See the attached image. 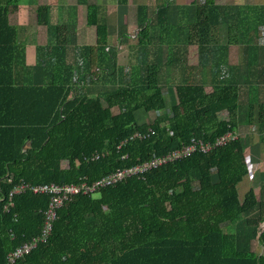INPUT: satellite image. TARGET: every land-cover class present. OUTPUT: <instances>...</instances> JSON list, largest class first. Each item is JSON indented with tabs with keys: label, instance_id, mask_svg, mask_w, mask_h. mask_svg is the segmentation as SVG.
Listing matches in <instances>:
<instances>
[{
	"label": "trees",
	"instance_id": "trees-1",
	"mask_svg": "<svg viewBox=\"0 0 264 264\" xmlns=\"http://www.w3.org/2000/svg\"><path fill=\"white\" fill-rule=\"evenodd\" d=\"M18 1L0 0V264L41 233L49 206V196L29 189L10 201L21 184L93 183L192 139L214 142L228 133L237 138L210 152L74 196L58 211L48 241L15 264H264V181L242 196L239 191L250 171L249 143L238 131L249 126L264 144V64L252 26L241 31L243 61L234 65L232 44L220 40L235 28L240 32L242 23H229L228 9L215 0H197L194 21L175 25L169 22L170 0L134 7L117 0L134 13L136 28L149 34L136 65L127 67L118 63L102 5L78 0L86 7V26L95 31L94 46H69V27L41 6L37 24L54 42L39 49L45 82L36 85L20 33L9 21ZM190 8L179 9L189 14ZM164 34L197 47L201 81L196 67L179 63L176 54L162 61L154 40ZM162 65L175 77L173 104L161 84ZM140 111L149 117L143 124Z\"/></svg>",
	"mask_w": 264,
	"mask_h": 264
},
{
	"label": "crops",
	"instance_id": "crops-1",
	"mask_svg": "<svg viewBox=\"0 0 264 264\" xmlns=\"http://www.w3.org/2000/svg\"><path fill=\"white\" fill-rule=\"evenodd\" d=\"M89 2H97L98 5H102L105 9V4L104 2H101L102 0H88ZM154 2H156V0H151ZM200 2L202 1V3H204V0H199ZM66 3V4H70L76 7V11L78 14V18H80V24L81 25L84 21H85V15H86V7L79 5L78 0H36L34 3H25V10H23V8L21 9L22 5L19 7L18 4V14H20V17L22 16V14H25L26 12L32 13L34 18H35V24L37 26H33L31 25L30 21L26 22V20L24 19V22L27 24V30L25 33L28 34V36H21L18 37V43H21L23 51L21 53L24 54V57L26 59V63L29 67L32 68V72H33V80L34 83L36 85H43V83L45 82V77H44V68L40 65L37 64V60L39 58V56L41 55V52L39 49L41 48H47L48 45L50 43L54 42V39L52 37L48 36V32H47V27L45 26H39L37 24V9L41 6H48L51 8V10L53 9V6H55V4L57 3ZM171 4H174L175 7H171L170 5V10H169V22L172 25L175 24H181V23H186L187 22H193L194 21V10H195V6L193 7V4L197 3V0H170ZM19 3V1H18ZM147 3H151L150 1ZM30 4V6H34L33 8H28L27 5ZM131 5L129 6H135L136 4H133V2L130 3ZM215 4L219 5V6H224L226 7V9H228V13L229 14V18H227V20L229 19V23H239V21L241 23H249V25L252 26V29L254 28V23L250 22V21H254V19H257L259 21L260 24H263V22H261L262 20H260V18L262 17L261 15L264 13V0H215ZM152 5V4H151ZM108 6V11L109 13H116L118 12L117 9L119 10L121 6L118 5L117 0H111V3L109 2ZM128 6V7H129ZM189 6L190 11L189 14H186V12L180 10L179 8H183ZM12 9V7H10ZM241 9V10H240ZM253 13L252 16L251 12ZM125 11L127 12V20L124 21L121 20V22H119L121 26H118V30L122 33V29H124L125 27H128L127 30L130 31V29L132 28L133 32L136 30H138V28H136V23L134 20L131 21V17L134 13H130L129 8H126ZM24 12V13H23ZM54 10H52V13L54 14ZM58 12V11H56ZM59 13V12H58ZM14 13H11V15H13ZM238 14H241V16L239 17ZM261 14V15H260ZM173 16V17H172ZM60 17V15H59ZM59 17H56V15H53V19H55L56 21H58ZM173 18V20H172ZM14 19H12L13 21ZM9 21L11 23V20L9 18ZM118 23V22H117ZM12 24V23H11ZM13 25V24H12ZM86 25V24H85ZM14 26V25H13ZM113 26L109 27L110 28ZM69 29V34H71V30L70 27ZM85 29L88 30L84 31L81 30V36H79V38H76V36L74 38H71L69 35V46L72 45H77V46H84V45H90V46H94L95 45V31L89 27H85ZM185 30L187 29L186 27L184 28ZM227 29V28H226ZM236 31L235 33L232 32L231 35H228L227 37L224 38V36L221 38L220 40V44H227L228 42H230L232 45L230 46L229 49V60L231 64H234L231 62L232 60V54L235 53V49H237L239 51V54L241 53L239 59L240 61L237 62L234 65H238L241 61H243V55L242 52L239 48V46L237 45V43L239 42H233L232 39H234L236 36L237 37H241V34L243 30H245V27L240 28V32H237V28H235ZM248 29V27H247ZM111 34V33H110ZM114 35V34H112ZM247 35V34H246ZM128 37L130 38V36L128 35ZM248 37V35H247ZM112 38L118 40L119 44H122L123 42V37L121 39H119L120 37L117 36H112ZM118 38V39H117ZM244 41L243 43H248L246 40V37H243ZM252 41L254 44L259 43V45L263 44V41L260 39H257V41L255 40V38H252ZM156 46H158V48L160 49V56L162 58V61L166 62L168 60L173 59L174 55L176 54L177 60L182 63H184L189 67H196V69L198 70L197 65L199 64H195V58H198V49L196 46H189L187 45V39L185 37L180 38L179 36H174L168 37L166 34L163 35L162 38H160L159 40H157L156 42ZM180 44H186L187 46H179ZM175 45H178L179 47L176 49ZM234 46H236L237 48L234 49ZM243 50V47L241 48ZM139 48L135 49V53H136V58H138L137 54H138ZM118 53V51H117ZM119 54V53H118ZM260 62L262 63V53L260 51ZM238 58V57H237ZM180 67V66H179ZM177 69L176 67L172 68L171 70H175ZM200 72H196L195 75L196 77L198 76ZM202 78H203V73L201 72Z\"/></svg>",
	"mask_w": 264,
	"mask_h": 264
},
{
	"label": "rangeland",
	"instance_id": "rangeland-1",
	"mask_svg": "<svg viewBox=\"0 0 264 264\" xmlns=\"http://www.w3.org/2000/svg\"><path fill=\"white\" fill-rule=\"evenodd\" d=\"M36 0H19V7L22 5L21 9L23 8V10H25V3H34ZM151 2L150 4H153L154 2L151 0H132L133 4H137L139 2ZM101 2H104L105 6V12L108 15V20L111 23L110 26H113L110 28V33L114 34L113 36H121L123 35V33H125L127 36L123 37V42L122 44L118 43V40L111 38L110 37V41L112 42H117L116 45H118V63L120 66H134L136 65V53H135V49L139 48V45L142 44V42L144 40H146V38L148 37V30L144 29L143 31H141V27H138V30H136V32H138L139 34V38L135 37V31L133 32L132 28L130 29V31L127 30L128 27H125L124 29H122V33L118 30V26L124 25L125 21L127 20V12L125 11V8L120 7V9L116 12V13H109L108 11V4L109 2L111 3V0H102ZM165 2V0H159V4H163ZM172 8L175 7L174 4H169ZM154 6V4H153ZM18 7V9H19ZM27 7L29 8H33L34 6H30V4L27 5ZM104 8V7H103ZM55 12L54 14L56 15V17H59L58 19V23L60 25H67V27H70L71 30V34L70 37L74 38L76 36V38H79V36H81V30L87 31V29H85L86 25H85V21L80 24V18H78V14H77V9L75 6L70 5V4H66V3H57L55 4V6H53V9ZM241 10V9H240ZM250 10V9H248ZM18 11V10H17ZM58 11V12H56ZM251 12V10H250ZM24 13V12H23ZM253 13L251 12L252 16ZM9 18L11 20V23L16 27V29L18 30V32L20 33V36H28L26 32L27 30V24L24 22V19L26 20V22L30 21L32 27L33 26H37L35 24V18L33 16L32 13L26 12L25 14H22V16L20 17V14H18V12H14L13 15H11L10 11H9ZM12 19H14L12 21ZM121 20L124 21L123 24H120L119 22H121ZM173 20V18H172ZM118 22V23H117ZM254 23V28L252 31V34L255 38V40L257 41V39H260L263 41V44L260 45V49H261V53H262V63L264 64V28H263V24H260L259 21L257 19H254V21H250ZM249 26V23H242L240 28L243 27H247ZM140 29V30H139ZM94 30V29H93ZM232 32L235 33V31L233 30ZM238 33V32H236ZM128 35L130 36V38L128 37ZM118 39V38H117ZM159 40L160 37H157L154 42L156 40ZM233 42H239L240 41V37H235L234 39H232ZM237 48L236 46H234V49ZM235 53L232 54V60L231 62L236 64L237 62L240 61L239 57L241 55V53L239 54V51L237 49H235ZM160 52V49H159ZM238 57V58H237ZM195 64L199 63L198 58H195L194 61ZM201 69V68H199ZM198 69V72H200V70ZM174 74H172V71L169 72L168 71V67L166 65H162L161 68V72H160V79H161V84L164 85L166 88L164 89V93L166 94V97L169 101V103L173 104L175 103V92H174V87L172 86V81L174 80ZM197 81H201L202 80V75L201 72L198 74V76L196 77ZM208 92H212V87L208 86L206 89ZM117 110H114V113H116ZM137 116L139 117V122L141 124L147 122V118L149 119L148 115L146 113H144L143 111H140L137 113ZM152 119V117H150V120ZM255 131L249 127V126H244L241 127V129L238 131L237 135L240 137H243L245 139V141L247 143H249V146L247 147L248 149L246 150V156H247V162H248V168H249V177L245 178L243 180V182L240 184L239 186V191L241 192V196L244 194L245 191H247L251 185H253L254 187H257L258 184L261 181H264V144H260L258 142V136L256 133H254ZM63 167H67V163L64 162L63 163ZM239 192V193H240ZM99 194H95L93 195L94 198H98Z\"/></svg>",
	"mask_w": 264,
	"mask_h": 264
},
{
	"label": "built area",
	"instance_id": "built-area-1",
	"mask_svg": "<svg viewBox=\"0 0 264 264\" xmlns=\"http://www.w3.org/2000/svg\"><path fill=\"white\" fill-rule=\"evenodd\" d=\"M143 134L137 133L135 137L143 138ZM233 134H226L217 138L214 142H202L201 140L192 139L191 143L182 149L173 151L163 156H154L149 161L136 164L127 169L117 170L93 183L82 180L79 184L58 185L44 184L38 186H30L29 184H21L10 193V201L15 194L21 193L27 189L34 194L47 195L50 197L49 206L44 212V221L41 233L26 241L24 244L10 252L7 256L8 264H15L25 255L36 249L40 244L46 243L52 235L54 223L57 219L58 211L69 202L74 196L94 194L101 188L117 185L124 180L137 175H143L149 171L166 165L173 161L191 156L193 153L200 151L203 153L210 152L217 146L226 144L228 141L236 139ZM99 158V156H97ZM12 205V203H10Z\"/></svg>",
	"mask_w": 264,
	"mask_h": 264
}]
</instances>
